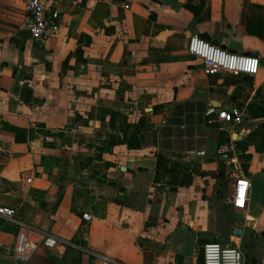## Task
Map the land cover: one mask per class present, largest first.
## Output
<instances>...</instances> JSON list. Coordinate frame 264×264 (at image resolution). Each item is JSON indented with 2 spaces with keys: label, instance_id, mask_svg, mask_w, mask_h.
Returning <instances> with one entry per match:
<instances>
[{
  "label": "crops",
  "instance_id": "1",
  "mask_svg": "<svg viewBox=\"0 0 264 264\" xmlns=\"http://www.w3.org/2000/svg\"><path fill=\"white\" fill-rule=\"evenodd\" d=\"M23 8L0 0V205L37 230L31 241L41 231L63 242L27 264H107L91 252L203 264L199 240L214 235L264 264V137L249 139L264 117L248 107L264 106V0H50L62 23L42 42ZM194 35L257 56L258 73L206 75L186 51ZM233 107L239 124L216 118ZM128 124L138 148L116 142ZM238 178L249 183L243 210L229 203ZM17 234L0 218V264H16Z\"/></svg>",
  "mask_w": 264,
  "mask_h": 264
},
{
  "label": "built area",
  "instance_id": "2",
  "mask_svg": "<svg viewBox=\"0 0 264 264\" xmlns=\"http://www.w3.org/2000/svg\"><path fill=\"white\" fill-rule=\"evenodd\" d=\"M24 6L25 17L24 27L28 30L31 38L36 42H42L53 39L60 30L61 16L57 10L47 12L46 5L50 0H21ZM81 0H73L79 3ZM186 51L198 58L202 63L203 72L206 75H214L220 72H226L233 76L247 75L254 76L259 70V60L255 55L237 54L219 46L213 45L199 36H190ZM241 111L233 107L229 111H221L217 113V119L224 121H232L234 124L241 122ZM230 148L223 145L221 152H226ZM249 183L246 179L238 178L232 192H230L229 203L233 209L243 210L246 207L248 199ZM0 218L12 222L18 226V234L13 248V256L15 260L26 262L36 253L39 245L46 248H53L62 245L63 242L56 236L39 232L41 241L35 243L29 239V235L35 232L30 224H28L19 214L18 210L9 206L0 205ZM84 220L90 219L89 213H83ZM69 246H75L73 243H67ZM1 247V246H0ZM79 246V249L87 251V248ZM78 248V247H77ZM94 257L101 259L107 264H122L116 260H112L102 254L91 252ZM203 264H245L243 253L237 247L230 244H219L207 242L202 246Z\"/></svg>",
  "mask_w": 264,
  "mask_h": 264
},
{
  "label": "trees",
  "instance_id": "3",
  "mask_svg": "<svg viewBox=\"0 0 264 264\" xmlns=\"http://www.w3.org/2000/svg\"><path fill=\"white\" fill-rule=\"evenodd\" d=\"M202 5V4H201ZM185 6H187L190 10H193L195 13L199 12V9H194L191 4L187 3ZM248 107L251 110V115L253 117H264V106H259L256 104H249ZM111 114H114V112H111ZM128 129H131V133L129 136L126 135V130H124V134L122 139L117 140L118 143H124L130 148H138L140 146V143L142 141L140 131L137 128L136 124H128ZM255 137H264V122L260 124V126L254 130L251 135L249 136V139H253ZM222 143V139L220 141ZM110 145L113 143L109 142ZM164 157L162 155H157V163H156V175L154 177L155 181L159 180V176L161 171L166 169L164 166ZM168 170V169H167ZM170 170V169H169ZM176 177V176H174ZM191 175L190 174H184L181 180L179 181L181 184L188 183L190 181ZM200 244L203 245L205 240L201 239L199 240Z\"/></svg>",
  "mask_w": 264,
  "mask_h": 264
},
{
  "label": "water",
  "instance_id": "4",
  "mask_svg": "<svg viewBox=\"0 0 264 264\" xmlns=\"http://www.w3.org/2000/svg\"><path fill=\"white\" fill-rule=\"evenodd\" d=\"M150 18L151 19H154L155 18L154 12H151L150 13ZM229 230H230V233L232 235L240 236V234H241V231L238 230V228H236V227H232ZM211 242H213V243H219V244H229L228 238L225 237V236H221V235H214L212 237ZM16 264H26V262L21 261V260H16Z\"/></svg>",
  "mask_w": 264,
  "mask_h": 264
}]
</instances>
